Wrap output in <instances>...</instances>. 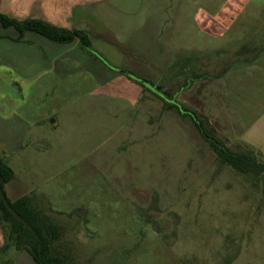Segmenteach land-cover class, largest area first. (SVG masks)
<instances>
[{
	"label": "rangeland",
	"instance_id": "rangeland-1",
	"mask_svg": "<svg viewBox=\"0 0 264 264\" xmlns=\"http://www.w3.org/2000/svg\"><path fill=\"white\" fill-rule=\"evenodd\" d=\"M38 4L89 33L98 60L146 85L118 74L100 93L81 75L84 87L59 89L57 125L0 112L9 198L30 196L75 264H264V174L221 164L175 107L264 160V0H0V11L24 18ZM16 36L0 26V53H22L6 38ZM51 96L25 108L43 111ZM0 264L36 263L13 249Z\"/></svg>",
	"mask_w": 264,
	"mask_h": 264
},
{
	"label": "trees",
	"instance_id": "trees-1",
	"mask_svg": "<svg viewBox=\"0 0 264 264\" xmlns=\"http://www.w3.org/2000/svg\"><path fill=\"white\" fill-rule=\"evenodd\" d=\"M0 25L4 29L15 30L19 34L18 38H6L18 42L26 33H35L56 44H71L78 41L82 49L88 52L92 50L90 35L85 30L60 27L42 19L20 20L1 11ZM165 103L170 105L166 101ZM175 107L182 115L192 119L200 135L217 154L221 164L247 177L256 176L257 180L264 174L263 158L250 151L232 149L197 113L183 106ZM14 179V170L0 155V225L7 230L6 244L0 249V256L4 258L14 249L28 253L36 264H75L55 249L54 242L58 239V230L50 218L34 205L33 199L30 196H22L14 201L9 198L6 186Z\"/></svg>",
	"mask_w": 264,
	"mask_h": 264
},
{
	"label": "crops",
	"instance_id": "crops-1",
	"mask_svg": "<svg viewBox=\"0 0 264 264\" xmlns=\"http://www.w3.org/2000/svg\"><path fill=\"white\" fill-rule=\"evenodd\" d=\"M35 1L41 3L45 0ZM41 8L43 7L38 4L32 7L33 13L30 14V16L24 18L13 17L20 20L27 18L42 19L60 27L81 29L69 28L68 26L56 24L49 18L43 16ZM29 34H31L33 40L26 39ZM18 36L19 34L17 33L15 39L18 38ZM14 42L15 45H11V47H17L19 50H23L22 53L24 52V55L19 53L18 56L13 57L12 53L6 52L4 55L2 52L0 53V68L5 70L4 73L0 72V112L6 116L8 113H22L23 110L26 109L29 111V113H27L29 116L22 121L27 125H31V127H43L46 123L56 125L59 123L62 104L58 100L64 96L62 95L64 93H59V89L63 90L66 86L72 88V83L73 86L76 85V88L84 87L75 82L79 76H88V79L92 78L96 82L95 87L93 85L92 91H99L100 93L106 92L108 94L111 93L103 90L101 82L104 79L112 81L118 78V74L126 76L122 72L115 71L108 67L92 53L76 45V42L71 44H56L35 33H26L22 42H17L15 40ZM34 42L38 45H43V51H40L42 48L33 46L32 43ZM48 75L50 77H47ZM126 77L127 79L129 78L128 76ZM45 78L47 81H52L50 82L51 84H44L43 82V84L40 85L39 82L43 81ZM134 81L128 84L135 86ZM55 91L57 95L54 97ZM45 93H51L52 96L51 102H49L47 106H42L43 111L40 110L37 112V108H25L28 106V99L31 97L34 99V96L41 101L40 103H35L37 106L41 103L44 104L42 98ZM7 121V118H4V116L1 117L0 115V125ZM8 147H10V145ZM0 149L4 151L8 148L3 149L0 147ZM0 228L3 231L0 230V249H2L7 239L1 225Z\"/></svg>",
	"mask_w": 264,
	"mask_h": 264
},
{
	"label": "water",
	"instance_id": "water-1",
	"mask_svg": "<svg viewBox=\"0 0 264 264\" xmlns=\"http://www.w3.org/2000/svg\"><path fill=\"white\" fill-rule=\"evenodd\" d=\"M115 71H118V72H122L123 74H125L126 76H128L129 78L137 81L138 83L142 84V85H146V83L144 81H140L138 80L137 78H135L131 73L129 72H126V71H122V70H116L114 69ZM152 90L157 94V95H160L159 92L155 89L152 88ZM81 216H85V213L83 211H81L80 213Z\"/></svg>",
	"mask_w": 264,
	"mask_h": 264
}]
</instances>
